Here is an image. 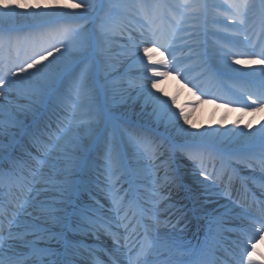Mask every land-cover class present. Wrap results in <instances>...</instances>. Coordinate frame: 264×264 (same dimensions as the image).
<instances>
[{
  "label": "snow or ice",
  "instance_id": "obj_1",
  "mask_svg": "<svg viewBox=\"0 0 264 264\" xmlns=\"http://www.w3.org/2000/svg\"><path fill=\"white\" fill-rule=\"evenodd\" d=\"M98 7L101 5L90 0L74 2L70 10L68 5L58 4L56 0L51 5H41L39 0L36 4H29L27 0H16L15 3L0 0V20L24 16L54 25L31 37L30 50L22 59L19 48L15 59L10 60L7 54L9 42L20 38L0 33V99L8 100L12 94L18 99L23 98L28 103L16 105L17 112L35 115L39 107L47 105L54 96L60 99L57 89L70 76L69 87L76 98L71 120H79L78 110L86 108L96 89L101 87L95 80L93 62L97 54H103L112 35L123 30L112 21L114 8L105 9V15L100 17L95 30L72 22L85 19ZM135 7L144 10L147 28L140 33L139 43H133L127 54L136 55L143 68L141 78L144 83L140 87L145 93V102L151 103L158 120L178 125L179 131L187 133L179 121L188 124V114L183 109L174 110L175 97H167L158 85L175 74L186 82L184 86L192 84L201 96L208 94L194 78H189L192 68L184 65L176 53L182 50L178 42L183 40L180 33L189 18L185 10L191 9L203 16L208 9L219 6L207 4L204 0H181L176 5L153 0L150 4L138 3ZM225 11L227 15L223 20L210 22L223 24L224 29H233V32L221 37L226 42L217 44L211 60L203 59L206 52L197 54L202 59L201 67L207 64L202 75L220 93L214 95V99H224L225 106L242 102L241 111L259 112L264 109V0H225ZM156 20L161 23L152 27ZM141 45H150L143 47V52L156 53L159 58L147 55L148 63H145V58L139 56ZM185 46L192 50L191 45ZM233 65L257 67L242 71ZM225 77L230 83L225 82ZM20 123L16 114L9 110L7 118L0 120V133L7 134L10 127ZM83 126L87 127V123L84 122ZM80 127V124L57 125V134H50L48 143H44L36 132L29 133L33 144L38 145L37 155L32 157L36 167L29 168L28 175L15 171L0 172V188L7 186L11 193L14 187L17 210L32 217L24 224L23 231H19L20 225L15 219L17 212H12L10 217L0 206V264H74L75 257L82 251L89 252L92 264H218V242L211 248L207 242L198 249L183 248L159 231L162 222L154 201L155 189L149 187L141 194L132 181L128 182L126 189L118 186L127 165L122 148L112 140H107L104 146V198L113 216L100 215L104 206L99 201L95 206L85 204L82 197L85 193L90 194V189L79 175L89 163L88 157L80 156V152H88L90 148L85 149L80 143ZM187 134L192 138L188 157L199 167L200 175L207 179L205 158L213 159V153L202 149L210 144L200 133ZM233 134L249 142H258L264 149V125L255 133L241 129ZM132 140L145 156L150 158L155 154L153 141L147 133H137ZM259 160L264 166V155ZM135 174V169L128 172V175ZM29 208L32 211L29 212ZM248 219L250 227L237 230L240 238L235 242L236 250L228 252L232 264H264V259L258 262L253 257L257 243L264 241V209L258 216L248 215ZM101 230L111 237L112 247L84 249L79 242L69 239V234H91L98 239ZM9 241H19V244L13 245ZM53 244L57 247H52ZM178 256L189 259L180 260Z\"/></svg>",
  "mask_w": 264,
  "mask_h": 264
},
{
  "label": "bare ground",
  "instance_id": "obj_2",
  "mask_svg": "<svg viewBox=\"0 0 264 264\" xmlns=\"http://www.w3.org/2000/svg\"><path fill=\"white\" fill-rule=\"evenodd\" d=\"M148 1L153 2V0ZM162 1L165 4L175 5L174 0ZM214 1L216 0H204L205 3L210 5H213ZM217 1L219 2L220 0ZM12 2L15 3L16 0H12ZM27 2L29 4H36L37 0H27ZM56 2L58 4L68 5V10H70L71 4L74 2L78 3L79 0H56ZM39 3L41 5L45 3L51 5L53 4V0H39ZM94 4L101 5V7L93 10L85 18V20L88 21L87 29L91 30L96 29L100 21L99 17L103 16L105 13L103 9L108 8L104 0H97ZM220 4L222 5L221 2ZM135 5L137 4L132 0H122L120 4L121 7L119 6L120 8L117 12H122L124 15H117L118 19H113L112 17L113 20H117L115 23L120 25L123 30L114 33L107 43L103 54H97L95 58V80L98 81L101 87L96 89L91 100L87 102L88 106L78 110V114H80L79 120H71L73 106L67 104L69 100H76L69 87V77H66L64 83L57 89V94L60 99L54 96L47 105L39 107L35 115H25L24 113L17 112L16 105L28 103V101L23 98L18 99L12 94L9 96L8 100L0 99V120L6 119L7 112L11 110L16 114L17 120L21 122L19 126L10 127L7 134L0 133V167L3 166L5 162L9 161L7 160L8 157H11V159H18L22 163H16V166L8 168H15L19 172L28 173L29 168H34L36 166V162L32 157L37 155V149H31L26 146L30 141L29 133L36 132L40 137H47L49 142L50 134L45 129L46 127H50V121L55 125L61 126L80 124L81 127L78 129L80 143L84 145L85 149L90 148L88 152H80V156L86 155L88 157L89 163V167L79 175L80 179L82 177L81 180L87 182V186L90 189V194L85 193L83 195V202L95 206V202L99 201V203L104 206L100 210V215L111 217L113 213L108 211L109 205L104 198L106 181L103 172L100 170L105 169L106 161L104 148L95 153L93 152V148L97 145L98 139L102 140L106 136L107 131H114L112 140L122 148L123 158L127 165L118 186H122L125 189L128 187V182L130 181L127 178L128 167L130 170L135 169V179L137 180L138 188L142 189L144 192L149 187L160 188L165 184V186H172L177 192L176 194H172L175 196L172 197L174 199L173 205L164 200L166 194L169 193V198L172 196L169 191L162 192V190H159L154 197L157 214L160 216L159 219L162 222L161 224H165V226L170 225L172 223L171 221H174L169 218V216L173 214L171 211L182 204V208L179 212L174 214V217L178 216L186 209L187 211L184 213L185 216L179 221H174L176 224L175 227L183 224V222H188L183 224L187 226L186 230L188 232L191 230L199 231L201 226L210 222V226H208L201 235L202 239L208 240L213 233L216 232L217 227L223 226L225 231L222 237L223 239L229 238L228 240L231 242L227 247H235L237 239L230 238L232 231L229 230L228 224L234 225L235 228L241 223L249 228L250 223H242L234 218L239 207L234 200L230 201V199H228V191L225 190L224 185L218 182L208 172L207 179L201 176L199 167L189 159L188 152L183 150V145L189 144L192 140L187 133L195 132L207 138V142L210 144L208 148L216 149L220 153L227 154L228 156H232L234 152L241 150H249L258 155H264V149L260 147L258 142H249L244 137L233 134L234 132H239L241 129L245 132L251 131L255 133L256 129L264 125V109L253 113L250 110L241 111L240 107L225 106L223 103L218 102V99H214V97L207 98V96H201L200 92H195L189 89V87L184 86L185 84L173 74L171 77L161 82L158 87L164 91L167 97H175L174 110L179 111L183 109L188 114V124H184L183 120L179 121V125L186 128L187 133L179 131L178 125L169 124L166 120H158L153 114L151 103L145 102V93L140 87L144 81L141 78L143 68L138 63V57L136 55L127 54V50L132 47V44L139 43L141 39V32L138 31L137 24L139 22L142 24L143 22L147 25V21H145L141 15L142 9L135 7ZM216 8L219 15H222V9L219 7ZM212 10L214 9L207 10V12H210V16L213 15L211 13ZM59 11H64V9H59ZM224 12L227 13L226 11ZM225 16L226 14L219 18H224ZM132 17H134V19ZM202 19L203 16L199 15L195 17L189 16L187 19V21H189L188 26L180 33L183 40L178 42V46L181 49L185 47V44L191 45L193 49V47H197L199 43H201L200 27ZM154 23L159 25L161 22L156 20ZM30 26H32L33 30L40 27H42L41 29L48 30L54 25L24 16H15L13 18L0 20V33H6V35L10 36V33L13 31H18L20 33L23 29L25 31L29 30ZM211 26H215V24ZM188 27H193L194 30L189 32L187 30ZM216 30L217 28L215 27L210 29L211 33H215ZM194 33L195 35L192 36L191 34ZM216 35L220 38L228 36L227 34H220L218 32ZM211 37L213 36H206V38ZM21 43L22 41L19 44ZM143 47L151 46L141 45L140 47L139 56L145 58V63H148L147 55H152L153 59L159 58L156 53L150 52L145 54L143 52ZM191 51L183 56L179 55V53H176V55L178 59L185 64V62L187 63L185 60L187 57L205 53L202 49L194 53ZM206 53L204 58L208 60H211L215 55V52L214 55H210L211 52ZM10 59H12V56ZM49 59H51V57H49ZM192 61L195 62V64L190 62L186 65L190 67L193 64L195 66H201L202 59H192ZM206 67L207 64L203 66L204 71ZM233 67H239L242 71H251V67L257 66L246 67L243 65H233ZM213 87L215 88L214 85ZM214 90L212 91L213 93L210 92L211 94L207 93L210 96L218 94L216 88ZM124 92L127 95H124ZM9 101H11V104H9ZM118 115H120V117H118ZM117 117L122 119L121 122L124 121L137 124L153 132L150 138L153 141L155 154L152 157L149 158L142 153V149L133 142L132 137L128 135L126 129L116 128L114 130L113 125L114 122L117 123ZM113 119L114 122L112 121ZM84 122L87 123V127L83 126ZM37 125L39 126L38 128L36 127ZM117 125L124 128V125L118 123ZM246 125H251V127L245 128ZM55 134H57V131ZM165 142H168L167 145H165ZM207 163L208 159H205V166H207ZM220 164L221 161H219L216 166L219 167ZM229 168V170H232L231 172L234 177L236 176L234 172L239 173L244 181H246V175L252 174L256 176L260 170L257 169L256 166H250L234 159H232ZM211 169L213 172V168ZM259 175L261 179H264V172ZM156 179H158L157 184L154 182ZM182 189L186 190L182 191ZM9 194V192L6 193L4 197L0 195V199H7L5 209L10 217L12 212H17L15 219L20 225L18 230L23 231L24 224L30 221L32 217L28 216L25 212L18 211L16 207L18 202L15 199L16 194ZM192 209L193 212L190 211ZM28 211L30 212L32 209L29 208ZM193 220H196L194 225H192ZM168 228L171 229L170 227ZM174 231L175 235L180 234L176 232V230ZM121 232H123V229H121ZM183 235H187V232L185 231ZM175 238L177 237L175 236ZM69 239L79 242L84 249H87L89 245L94 242V236L90 235L69 234ZM184 241L185 239L176 240L181 246L185 245ZM9 243L18 245L19 241H9ZM52 247L55 248L57 246L53 244ZM220 252L226 254L223 250H220ZM84 253H87V251L81 252L82 255ZM80 255L74 259L76 264H82V262H80ZM261 255H264V253H261ZM180 257L182 256H178V258ZM253 257L254 260H256L257 255L254 254ZM256 261L259 262L261 260L257 259ZM86 264H92V262Z\"/></svg>",
  "mask_w": 264,
  "mask_h": 264
},
{
  "label": "rangeland",
  "instance_id": "obj_3",
  "mask_svg": "<svg viewBox=\"0 0 264 264\" xmlns=\"http://www.w3.org/2000/svg\"><path fill=\"white\" fill-rule=\"evenodd\" d=\"M95 1H97V0H90V2H92V3H94ZM120 0H104V3H105V5H106V7H108V8H114V7H111L112 5H115L116 4V2H119ZM181 2V0H176V4H178V3H180ZM220 2L222 3V5L220 4ZM213 5H218L219 6V8L220 9H222V10H225V0H220L219 2L216 0V1H214V4ZM106 8H104L103 10H105ZM115 10V9H114ZM186 11V14H187V16L189 17V16H197V14L196 13H194V12H192V10L191 9H187V10H185ZM218 14L219 15V13H218V10H215L214 11V13L213 14ZM104 15H105V13H104ZM103 15V16H104ZM100 18V17H99ZM213 19H218L217 18V16L215 17L214 16V18H210V20H213ZM220 19V18H219ZM218 19V20H219ZM75 22H77V24H81V25H83L86 29L88 28L87 27V24H88V21H86L85 19H81V20H75ZM222 27L220 26V29H221ZM223 29V28H222ZM210 45L211 44H213V46H217V44H224L222 41L221 42H217L216 40H210ZM211 47V46H210ZM211 49V48H210ZM94 63V66H95V61L93 62ZM124 95H127L125 92L123 93ZM75 101V100H74ZM74 101H73V103H74ZM77 103H78V101H76ZM118 117H120V115H118ZM113 122H114V119L112 120ZM118 122V121H117ZM116 123L114 122V125H115ZM119 124V123H118ZM113 132V131H112ZM128 135H130V134H128ZM131 137V136H130ZM106 139H108V140H112V135L110 136V135H108L107 136V138ZM100 141H102V140H100V139H98V142H100ZM168 143V142H167ZM167 143L165 142V145H167ZM104 172H105V169H104Z\"/></svg>",
  "mask_w": 264,
  "mask_h": 264
},
{
  "label": "water",
  "instance_id": "obj_4",
  "mask_svg": "<svg viewBox=\"0 0 264 264\" xmlns=\"http://www.w3.org/2000/svg\"><path fill=\"white\" fill-rule=\"evenodd\" d=\"M38 30V29H37ZM137 133H142L140 130H137V129H133L132 130V134L133 135H135V134H137ZM188 151V150H187ZM208 151H211L212 153H213V156H219L220 155V153H219V151H216V150H213V149H208ZM242 154H234V155H232L231 156V159H236V158H238L239 156H241Z\"/></svg>",
  "mask_w": 264,
  "mask_h": 264
}]
</instances>
